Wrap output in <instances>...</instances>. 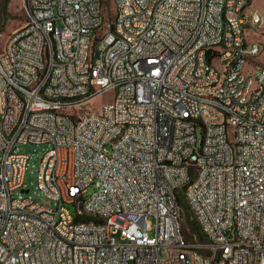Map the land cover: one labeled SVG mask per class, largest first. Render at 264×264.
Masks as SVG:
<instances>
[{
    "label": "built area",
    "instance_id": "1",
    "mask_svg": "<svg viewBox=\"0 0 264 264\" xmlns=\"http://www.w3.org/2000/svg\"><path fill=\"white\" fill-rule=\"evenodd\" d=\"M251 3L119 0L120 26L103 30L99 0H31L28 31L0 56V264H264V59L250 76L243 56L264 16ZM110 91L115 105L74 122ZM45 144L41 202L19 146ZM184 204L203 238L186 235Z\"/></svg>",
    "mask_w": 264,
    "mask_h": 264
},
{
    "label": "rangeland",
    "instance_id": "2",
    "mask_svg": "<svg viewBox=\"0 0 264 264\" xmlns=\"http://www.w3.org/2000/svg\"><path fill=\"white\" fill-rule=\"evenodd\" d=\"M7 0H0V31L3 32L4 36L0 39V53L6 51L7 43L10 39V34L15 31H21L25 27V14L23 12V0H10L7 3L6 8L4 5ZM250 11H258L264 16V0H252L251 6L248 9ZM117 14V7L115 0H102V15L104 17V26L107 23L113 22ZM249 41L257 42L264 47V24L261 28L249 29ZM261 60V56H258L253 61ZM114 97V92L110 91L95 99L91 105V108H87L88 111L92 109L98 110L100 107L111 102ZM50 149V146L45 145H20L19 150L21 152L30 154L32 159L30 161L29 169L26 175L27 188L31 190V195L38 201L47 202L46 197L37 189V174L42 158ZM183 227L186 235L189 238H193L194 235H203L201 231H197V224L191 221L192 213L190 208L183 205ZM195 223V224H194ZM199 228V227H198ZM153 235V233H151Z\"/></svg>",
    "mask_w": 264,
    "mask_h": 264
},
{
    "label": "bare ground",
    "instance_id": "3",
    "mask_svg": "<svg viewBox=\"0 0 264 264\" xmlns=\"http://www.w3.org/2000/svg\"><path fill=\"white\" fill-rule=\"evenodd\" d=\"M117 7V14L113 22L107 23L105 26L103 24L104 17L102 15V29L111 30V28H118L120 26V17L121 9L119 8V0H115ZM23 10H31V0H23ZM99 12H102V0H99ZM25 19H27V12H24ZM255 17H262V14L258 11H255ZM21 31H28V23L25 24V27ZM4 34L0 31V39L3 38ZM114 37L122 38V30L114 29ZM87 41H94V34H87ZM11 45V38L9 39L6 49ZM207 49L215 50L218 54H227L232 49V42H217L210 41L207 42ZM5 53V52H4ZM4 53H0V56H4ZM41 56H48V48H41ZM244 64H248V70H250V76H261L263 75V66L256 65L253 61L258 56H261V59H264V47L261 46L260 49L250 50L243 49ZM49 75V68H40V76ZM259 89L258 79H250V84L248 87H245V94H253L256 90ZM117 101V94H114V97L111 102H107L106 105H115ZM85 107L81 111H78L74 115V122L86 121L90 115H95V109L88 111ZM98 112H105V104H103ZM45 115L54 116L60 115L59 106H45ZM224 127H231V118H224ZM227 147L229 151H236V141H235V129H228L227 137ZM76 221L81 222V224L86 225H96L98 224V217L84 216L83 214H76ZM184 249H195V242H184ZM245 250H253V243H245ZM254 264H261V255H254Z\"/></svg>",
    "mask_w": 264,
    "mask_h": 264
},
{
    "label": "trees",
    "instance_id": "4",
    "mask_svg": "<svg viewBox=\"0 0 264 264\" xmlns=\"http://www.w3.org/2000/svg\"><path fill=\"white\" fill-rule=\"evenodd\" d=\"M9 1H10V0H7V1H6L5 5H4V8H6L7 3H8ZM194 224H195V223H194ZM196 229H197L198 232L200 231V229H199L198 227H197Z\"/></svg>",
    "mask_w": 264,
    "mask_h": 264
}]
</instances>
